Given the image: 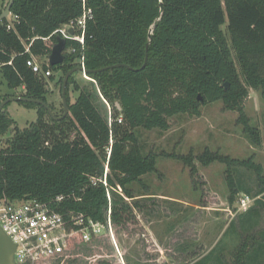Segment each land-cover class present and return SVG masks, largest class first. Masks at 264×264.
Wrapping results in <instances>:
<instances>
[{"label":"trees","instance_id":"trees-1","mask_svg":"<svg viewBox=\"0 0 264 264\" xmlns=\"http://www.w3.org/2000/svg\"><path fill=\"white\" fill-rule=\"evenodd\" d=\"M87 9L92 19L84 46L67 40L65 62L42 65L53 75L34 73L27 61L49 59L57 42L54 33ZM11 14L17 18L11 30L8 19L0 23V74L10 89L23 88L21 97L42 100L55 112L48 103V82L63 86L82 58L92 81L82 85L76 80L79 72L70 76L69 114L62 120H53L40 104L21 103L37 109V119L0 148V201L36 200L65 216L81 214L124 227L141 208L131 186L147 189L142 177L157 172L158 155L143 154L135 130L168 131L170 118L199 117L203 106L216 101L225 111L238 112L247 138L262 144L244 103L250 89L264 95V0H15ZM118 64L126 67L96 72ZM71 87L78 94L74 102ZM6 109L0 112V137L15 125ZM163 154L189 168L197 190L196 161L204 167L225 164L231 205L240 193H250L237 180V170L254 172L263 196L232 221L240 242L229 260L219 259L221 264H250L253 255L264 254V168L254 157L237 160L209 149L199 156ZM211 257L213 251L195 264H208ZM263 259L254 264H264Z\"/></svg>","mask_w":264,"mask_h":264},{"label":"rangeland","instance_id":"rangeland-1","mask_svg":"<svg viewBox=\"0 0 264 264\" xmlns=\"http://www.w3.org/2000/svg\"><path fill=\"white\" fill-rule=\"evenodd\" d=\"M9 0H0V12L4 11ZM5 4V6H4ZM11 18V14L8 20ZM223 30L230 42L227 24ZM38 64H48V58H36ZM56 78L62 72L56 73ZM82 85L87 79L76 74ZM61 87L48 82L50 89L48 103L55 107L56 116L63 115ZM23 88L10 89L0 74V103L10 97H21ZM78 94L70 88V99L74 102ZM6 111L15 121L14 127L0 137V148L17 131L29 127L37 119V109L28 104L12 102ZM244 112L250 124L257 127L262 136V144L255 146L247 138L243 127L237 123L236 111H225L222 101L202 107L199 117L177 115L169 119L170 129L135 130L143 154L153 151L157 157V172L142 177L147 186L135 183L131 190L139 199L140 209L126 226L102 230L89 241L74 236L70 240L68 253L58 260H47L45 264H188L196 258L195 252L208 253L213 257L223 256L229 260L231 252L240 239L231 228L238 215L247 214L262 194L254 172L238 169L236 178L250 193H240L236 202L229 203V189L226 181L225 164L214 162L202 166L196 161L199 171L195 188L189 168L181 160L166 157V154L186 156L201 155L206 149L219 152L237 160L254 157L264 168V95L261 91L249 90L244 103ZM49 121V117L46 116ZM249 197L247 210L239 209L241 197ZM134 204L135 201H130ZM197 255V254H196ZM264 258V254L250 258L254 264ZM264 260V259H263Z\"/></svg>","mask_w":264,"mask_h":264},{"label":"built area","instance_id":"built-area-1","mask_svg":"<svg viewBox=\"0 0 264 264\" xmlns=\"http://www.w3.org/2000/svg\"><path fill=\"white\" fill-rule=\"evenodd\" d=\"M9 19L11 20L7 29L11 30L17 18L11 14ZM90 19H92V11L87 9L82 17L64 25L54 35L66 41H77L84 46L85 31ZM70 29L74 31L73 35L70 34ZM44 40L47 41L49 38ZM30 46L31 44L27 46V52L30 51ZM27 66L34 73L43 75L45 78L53 75L50 69L44 70L42 65L37 63L36 57H31L27 61ZM47 66H50L49 63ZM80 68H82L80 73L87 80L92 81L87 74L83 58ZM62 199L58 198V201ZM248 205L249 197L242 196L239 200V209L246 211ZM0 226L17 246L16 264H38L53 259L66 252L73 236L80 235L81 238L89 241L102 230L112 228L111 222L103 225L74 213L65 216L36 200L10 201L7 198L0 201Z\"/></svg>","mask_w":264,"mask_h":264},{"label":"water","instance_id":"water-1","mask_svg":"<svg viewBox=\"0 0 264 264\" xmlns=\"http://www.w3.org/2000/svg\"><path fill=\"white\" fill-rule=\"evenodd\" d=\"M15 0H9L6 8L2 13L0 14V23H2L4 20L8 19L9 15L11 14V9L13 7ZM70 34L73 35L74 31L73 29L69 30ZM65 50H66V40L64 38H61L60 36H57V42L53 45L51 54L49 56V65L50 66H58L62 65L65 62ZM148 61V55L146 56V62L145 65ZM145 65L143 67H145ZM119 67H126L125 65H114V66H109L100 70H97L96 72H102V71H107ZM77 72H82V68H75L68 72L63 81V86H62V102H63V107H64V114L61 117H56L53 110L50 108V106L45 103L42 100H36V99H29L26 97H10L7 98L6 100L2 101L0 103V112L4 110V108L12 103V102H18V103H35V104H40L44 106L50 117L53 120H62L69 114V106L67 103V97H66V92H67V83L71 75ZM89 72H87L88 74ZM225 88H229V84L226 83ZM117 107L119 110H121V107L119 104H117ZM17 246L14 244V242L11 240V238L5 233V231L2 229L0 226V264H16L15 260V253H16Z\"/></svg>","mask_w":264,"mask_h":264},{"label":"crops","instance_id":"crops-1","mask_svg":"<svg viewBox=\"0 0 264 264\" xmlns=\"http://www.w3.org/2000/svg\"><path fill=\"white\" fill-rule=\"evenodd\" d=\"M4 6H5V4H4ZM263 196V195H262ZM261 196V197H262ZM211 252V251H210ZM210 252H208V253H201L200 254V256H199V253L198 252H195L194 254H195V256H196V258L194 259V260H192L191 262H189L188 264H195V263H198V262H200V261H202V260H204V258L210 253ZM197 254V255H196ZM215 258V262L213 263V264H221V262H220V259H219V257H214ZM210 263V262H209Z\"/></svg>","mask_w":264,"mask_h":264}]
</instances>
